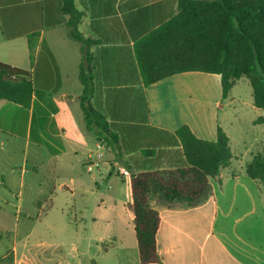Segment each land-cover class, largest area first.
Returning <instances> with one entry per match:
<instances>
[{
	"label": "crops",
	"instance_id": "1",
	"mask_svg": "<svg viewBox=\"0 0 264 264\" xmlns=\"http://www.w3.org/2000/svg\"><path fill=\"white\" fill-rule=\"evenodd\" d=\"M178 1L74 0L79 19L64 12L65 0H0V62L31 70L34 82L30 108L0 101V167L14 172L17 146L24 142L23 173L29 163L47 168L58 189L64 188L58 184L62 173H91L89 165L93 170L113 167L130 186L132 172L184 163L182 145L174 137L180 128L187 126L209 142L217 141L222 128L233 158L210 180L208 196L193 205L150 197L160 227L159 261L149 264H264V185L245 172L253 157L264 153V109L253 100L244 102L247 111H227L239 98L233 95L225 103L217 74L182 73L150 86L141 77L136 45L177 14ZM82 65L92 77V105L119 136L120 151L99 142L86 125ZM235 123L255 136H239L232 130ZM124 141L132 146L125 148ZM30 144L36 146L31 152ZM98 153L103 156L96 163ZM70 181L75 185L74 177ZM131 200L132 190L124 202L116 196L100 218L112 242L94 264H142Z\"/></svg>",
	"mask_w": 264,
	"mask_h": 264
},
{
	"label": "trees",
	"instance_id": "2",
	"mask_svg": "<svg viewBox=\"0 0 264 264\" xmlns=\"http://www.w3.org/2000/svg\"><path fill=\"white\" fill-rule=\"evenodd\" d=\"M64 12L80 19L74 0H65ZM72 37L85 42L79 34L72 33ZM136 56L145 86L182 73L217 74L226 99L238 81L247 79L254 105L264 109V0H179L177 14L137 43ZM80 79L88 129L99 142L120 151L119 136L92 105V77L83 65ZM33 93L31 70L0 62V101L30 108ZM174 137L182 145L183 164L130 175L132 200L128 208L134 217L142 264L159 261L160 214L151 206L150 197L154 195L166 204L179 201L193 205L210 194V180L232 162L230 139L222 128L216 142L198 139L187 126L176 131ZM127 146L132 143L124 141ZM152 152L148 150L147 154ZM245 172L264 185V153L254 156Z\"/></svg>",
	"mask_w": 264,
	"mask_h": 264
},
{
	"label": "rangeland",
	"instance_id": "3",
	"mask_svg": "<svg viewBox=\"0 0 264 264\" xmlns=\"http://www.w3.org/2000/svg\"><path fill=\"white\" fill-rule=\"evenodd\" d=\"M239 98L226 110L234 113L253 102V90L247 79H241L231 90ZM250 117H246L250 120ZM232 119V116H230ZM235 123L232 130L239 136H255ZM36 149L30 144L29 151ZM14 172L0 167V264H94L100 261V250L110 246L107 224L99 221L110 212L118 196L123 202L131 189L128 177L122 178L113 167L106 166L87 173L82 170L62 173L58 189L56 177L47 168H33L23 173L26 144L17 146ZM99 152L106 153L99 149ZM97 154H95L96 156ZM125 173L124 171H121ZM79 176H81L79 179ZM75 185H71V178ZM57 188V189H56ZM56 189V191H55ZM48 195L52 196L48 199ZM106 239L100 241V237Z\"/></svg>",
	"mask_w": 264,
	"mask_h": 264
},
{
	"label": "built area",
	"instance_id": "4",
	"mask_svg": "<svg viewBox=\"0 0 264 264\" xmlns=\"http://www.w3.org/2000/svg\"><path fill=\"white\" fill-rule=\"evenodd\" d=\"M102 156H103L102 153H98V154L96 155V157L94 158L95 161H96V163H97V161H98ZM96 163H95V164H96ZM88 170H89L90 172H92V170H93V165H89V166H88Z\"/></svg>",
	"mask_w": 264,
	"mask_h": 264
},
{
	"label": "water",
	"instance_id": "5",
	"mask_svg": "<svg viewBox=\"0 0 264 264\" xmlns=\"http://www.w3.org/2000/svg\"><path fill=\"white\" fill-rule=\"evenodd\" d=\"M114 170V169H113Z\"/></svg>",
	"mask_w": 264,
	"mask_h": 264
}]
</instances>
